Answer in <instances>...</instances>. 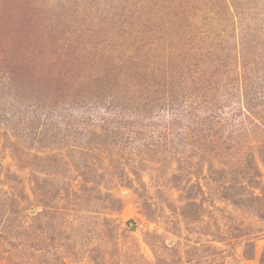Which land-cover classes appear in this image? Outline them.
<instances>
[{
    "label": "rangeland",
    "instance_id": "rangeland-1",
    "mask_svg": "<svg viewBox=\"0 0 264 264\" xmlns=\"http://www.w3.org/2000/svg\"><path fill=\"white\" fill-rule=\"evenodd\" d=\"M0 264H264V0H0Z\"/></svg>",
    "mask_w": 264,
    "mask_h": 264
}]
</instances>
